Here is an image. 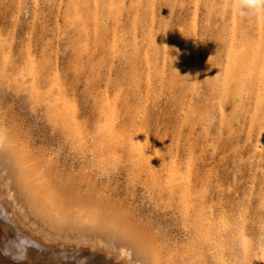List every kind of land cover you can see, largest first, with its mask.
I'll return each mask as SVG.
<instances>
[{
    "label": "rangeland",
    "instance_id": "374dc122",
    "mask_svg": "<svg viewBox=\"0 0 264 264\" xmlns=\"http://www.w3.org/2000/svg\"><path fill=\"white\" fill-rule=\"evenodd\" d=\"M235 2L0 0V244L264 264V16Z\"/></svg>",
    "mask_w": 264,
    "mask_h": 264
},
{
    "label": "bare ground",
    "instance_id": "6f19581e",
    "mask_svg": "<svg viewBox=\"0 0 264 264\" xmlns=\"http://www.w3.org/2000/svg\"><path fill=\"white\" fill-rule=\"evenodd\" d=\"M4 198H3V194H1V190H0V206L5 210V212L13 219V223L17 226L18 230L21 231V228L18 224V219L14 216V213L12 211V209L10 210L8 208V206H6L5 202H4ZM9 222V221H8ZM34 236V235H33ZM35 237V236H34ZM41 241V240H40ZM13 241H11V243H1L0 244V264H88L86 257V254L84 253L85 250L87 248H85L84 246L80 244L82 247L85 248V250H82L81 248H77V247H65L64 251L57 253V251H55L52 254H50V256L47 254V251H49V249L46 248V246L39 245L40 243L37 242L38 248H41V251H43L42 254H44L43 257H39L38 259L35 258V255L31 258H27L22 260V255L19 254V252L17 250H15V246L12 244ZM35 244V243H34ZM41 246V247H40ZM91 247V246H90ZM37 248V250H39ZM69 249V251H67L66 249ZM92 249V248H91ZM96 249V247H95ZM47 250V251H46ZM90 250V249H89ZM97 250V249H96ZM38 252V251H37ZM89 251L87 250V253ZM99 252V251H98ZM49 253V252H48ZM90 253V252H89ZM88 253V255H89ZM94 252H92V255ZM102 253V252H101ZM41 254V253H40ZM108 255V254H107ZM24 256V254H23ZM31 256V255H30ZM90 256V255H89ZM87 256V257H89ZM97 256V253H96ZM110 257V256H107ZM91 258V256H90ZM89 258V259H90ZM111 258V257H110ZM115 259H113L112 257V261L110 262V264H115L114 261L116 260L117 262H121L120 264H128L126 259L123 256L114 257ZM105 261V260H104ZM115 261V262H116ZM94 262V261H92ZM109 262V261H108ZM105 263V262H104ZM93 264V263H92ZM95 264V263H94ZM109 264V263H108Z\"/></svg>",
    "mask_w": 264,
    "mask_h": 264
},
{
    "label": "clouds",
    "instance_id": "9594fccd",
    "mask_svg": "<svg viewBox=\"0 0 264 264\" xmlns=\"http://www.w3.org/2000/svg\"><path fill=\"white\" fill-rule=\"evenodd\" d=\"M232 8L241 16H264V0H236Z\"/></svg>",
    "mask_w": 264,
    "mask_h": 264
}]
</instances>
